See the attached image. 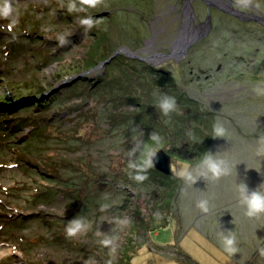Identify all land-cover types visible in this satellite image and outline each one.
Listing matches in <instances>:
<instances>
[{"label":"rangeland","instance_id":"374dc122","mask_svg":"<svg viewBox=\"0 0 264 264\" xmlns=\"http://www.w3.org/2000/svg\"><path fill=\"white\" fill-rule=\"evenodd\" d=\"M76 1L67 19L61 0H0L10 15L44 7L24 12L38 31L21 52L0 21V264H264V212L246 215L264 194V0ZM19 101L38 104L2 111ZM160 151L169 179L149 170Z\"/></svg>","mask_w":264,"mask_h":264},{"label":"trees","instance_id":"16d2710c","mask_svg":"<svg viewBox=\"0 0 264 264\" xmlns=\"http://www.w3.org/2000/svg\"><path fill=\"white\" fill-rule=\"evenodd\" d=\"M113 1H117V0H113ZM121 0H118V2H120ZM129 1H131V2H136L137 0H129ZM61 2L63 3L62 5H63V9H62V16H64L65 18H67V19H69V18H73V17H82L83 16V14L82 13H80L81 11H82V8H80L79 6H78V4H76V1L75 0H61ZM40 8H44L42 5L40 6V5H37V4H33L31 7H29V9L28 10H26V11H21V14H22V16H20V17H23L24 16V12H25V14L27 15V16H29V14H30V12H33V11H40V12H44L43 10H41ZM46 10V9H45ZM59 13V12H58ZM57 13V14H58ZM31 15H32V13H31ZM110 16V15H109ZM24 18V17H23ZM98 23V22H97ZM39 24V23H38ZM38 24H37V26H38ZM95 24H96V22H95ZM93 26L94 25H92V28H93ZM100 29V28H99ZM99 29L97 30V28L95 29V30H93V31H91L90 33L91 34H93L92 36L95 38V39H101V38H104L103 37V35H102V32L101 31H99ZM90 36V35H89ZM91 36V38H93ZM94 39V44H93V46H95V44L99 41V40H95ZM102 40V39H101ZM85 67H87V66H85ZM139 71V70H138ZM141 72H143V74H144V81L146 80V78H148L150 75L149 74H151L150 72H151V70H149V68L147 67V68H145L143 71H141ZM149 73V74H148ZM24 85V86H23ZM7 86V85H6ZM36 85L34 84V85H32V86H30L29 85V83L28 82H20V84L19 85H17V87L16 88H18L19 87V89H16L15 91H17V90H22V89H24L23 91H25V92H29V94L31 93V92H36V91H40L39 93H38V95H40V94H42L43 93V89H39V90H33V88L35 87ZM21 87H23V88H21ZM13 91V88L12 89H10V88H7L6 87V89L3 87V90L2 91ZM1 91V90H0ZM151 91H154V88H152V90ZM17 93V92H16ZM19 93V92H18ZM8 92L7 93H4V94H1V96L0 97H2L3 99H5V98H7L8 97ZM31 95V94H30ZM25 101H19L18 103H16V105L15 106H13V107H11V109H6V110H2V111H8V112H12V111H16V110H18V109H20V108H22V107H24V106H30V107H34V106H36L37 104L36 103H24ZM184 103H186L185 101H184ZM42 104V103H41ZM175 105H178V104H172V107L170 108V115L172 114V113H175L176 112V108L174 107ZM42 106H43V104H42ZM190 107V106H189ZM141 110L140 109H138V110H134L133 111V115H134V117L136 116V113H139ZM184 117H185V123H184V127H183V130L186 128L187 130H188V126H189V123H190V126H191V128H190V130H189V133L190 134H193V132L195 133V132H197L196 130H195V128H192V124L194 123L193 121H191L193 118H201V120H202V118H204V117H196V113H194V114H186V116L185 115H183ZM188 120V121H187ZM200 120V121H201ZM199 121V122H200ZM153 123L152 124H154V125H157L154 121H152ZM151 124V125H152ZM187 130H185L186 132H187ZM153 131V130H152ZM152 131H151V133H152ZM183 132V131H182ZM181 132V133H182ZM151 137H148V139H150ZM211 139H212V141H213V138H212V136H211ZM209 140H210V138H207V139H205V141H202L200 144H199V147L200 148H204L205 149V145H206V143L207 142H209ZM202 145V146H201ZM205 151V150H204ZM202 153H203V150H202ZM218 165V168H220V170L223 168L224 169V167H223V163L222 162H220L219 164H217ZM220 165V166H219ZM150 171H152V173H154V174H156V175H159V177L162 175H164V174H162V173H160L159 171H157L156 169H155V167L154 166H151V168L149 169ZM138 173V172H137ZM141 173V172H140ZM140 173H139V175H140ZM132 176H133V174H132ZM164 178H170L169 176H163ZM47 195V194H46ZM53 195V193H51V194H49L48 196L49 197H52L53 199H50L48 202H46V204H50L51 203V201H54V196H52ZM48 196H46V198L48 197ZM48 197V198H49ZM71 197V196H70ZM44 199L45 197H42V196H40V199ZM42 201V200H41ZM45 201V200H44Z\"/></svg>","mask_w":264,"mask_h":264},{"label":"clouds","instance_id":"9594fccd","mask_svg":"<svg viewBox=\"0 0 264 264\" xmlns=\"http://www.w3.org/2000/svg\"><path fill=\"white\" fill-rule=\"evenodd\" d=\"M97 2H98V0H82V3L88 5L89 7H95ZM11 12H12V8L7 3L4 4V7H0V17L7 18L11 14ZM16 22L18 23V20ZM83 23L90 24V21L85 20V21H83ZM8 27H9V30H11L12 25L10 24ZM61 43H63L62 39H61ZM160 107L164 110L165 114H167L168 110L172 107V104L164 103ZM150 154L151 153H149V155ZM145 163L149 164V166H150L149 161L146 160ZM210 168H211V171L213 172L214 175L218 176L220 174V170L215 164L210 165ZM145 178L146 177H144V176L134 177V179H136L138 181H142ZM246 204H247V209H248L246 215H248V216H253L254 214L264 212V194H261L258 192H253L251 195H249L246 198ZM80 227H81V225L78 221H73L72 226L66 228L67 236L68 237L75 236L77 231H79ZM105 243H107V242H105ZM233 244H234V238L225 239L224 240V250L229 254L235 253L237 251V248L233 247ZM262 251H264V249H262Z\"/></svg>","mask_w":264,"mask_h":264},{"label":"flooded vegetation","instance_id":"af4514ba","mask_svg":"<svg viewBox=\"0 0 264 264\" xmlns=\"http://www.w3.org/2000/svg\"><path fill=\"white\" fill-rule=\"evenodd\" d=\"M193 2V1H192ZM220 2V1H219ZM200 4L202 5H207L205 2H204V0H201L200 1ZM213 4V3H212ZM234 4H236V3H234ZM190 9H191V12H190V14H192V15H190L191 16V19H192V24H191V26H190V29L191 28H195L196 26H200L201 24H203V23H200V24H196V23H194V17H195V13L193 12V9H192V3L190 2ZM174 6H175V4H174ZM246 6L247 7H250V8H252V5L251 4H247L246 3ZM206 8V10L208 11L209 10V8L207 7V6H205ZM218 7V6H217ZM186 9H187V6L185 5V6H183V8L181 7L180 8V11H178V12H180V16H179V18L180 19H174L173 18V21H171V23H170V26L172 25L173 27L175 26L174 25V23L175 22H177L178 23V25L175 27V31H176V35L177 36H179V34H182V35H184V33L188 30V28H187V26H185V22H184V19L183 18H185V16H184V12L186 11ZM217 10H219L220 11V9H218V8H216ZM183 10V11H182ZM237 12H241V10H237L236 8H234L233 9V15H232V17L233 18H236L237 16H234L235 14H237ZM244 13V12H243ZM226 14V13H225ZM228 14V13H227ZM247 15V14H246ZM196 18V17H195ZM206 18V17H205ZM207 19H208V21H210V24H211V22H212V19H211V17H210V15H207ZM246 20H250V19H246ZM189 21H191V20H189ZM190 35V32H189V34L187 35V37ZM183 40H181V41H177V42H182ZM177 46L179 47L180 46V43H177ZM176 46V47H177Z\"/></svg>","mask_w":264,"mask_h":264},{"label":"water","instance_id":"95a60500","mask_svg":"<svg viewBox=\"0 0 264 264\" xmlns=\"http://www.w3.org/2000/svg\"><path fill=\"white\" fill-rule=\"evenodd\" d=\"M162 159V160H161ZM156 170H158L159 172L165 174L169 172V167H168V163L170 162L169 160V156L166 155L165 152L160 151L158 152L152 160Z\"/></svg>","mask_w":264,"mask_h":264},{"label":"bare ground","instance_id":"6f19581e","mask_svg":"<svg viewBox=\"0 0 264 264\" xmlns=\"http://www.w3.org/2000/svg\"><path fill=\"white\" fill-rule=\"evenodd\" d=\"M76 1V0H75ZM237 6H238V4H237ZM239 7H243V5H241V4H239ZM246 7V6H245ZM251 9V8H250ZM211 10V9H210ZM241 16L242 15H244V16H246V13H243L242 11L241 12H238ZM243 13V14H242ZM98 14H99V12H98ZM218 14V13H217ZM99 16V15H98ZM241 18V17H240ZM252 20H253V18H252ZM92 22H93V20H92ZM251 24V23H250ZM235 27V26H234ZM255 27V26H254ZM129 46V45H128ZM122 55V54H121ZM121 57V56H120ZM114 58V57H113ZM124 58V57H123ZM127 60V59H126ZM125 61V60H124ZM155 62V61H154ZM158 62V61H157ZM108 64V63H107ZM225 65V64H224ZM234 66V65H233ZM217 67V66H216ZM162 68V67H161ZM208 73V72H207ZM88 78V77H87ZM90 79V78H89ZM95 83V82H94ZM97 85V84H96ZM92 126V125H91ZM103 185V184H102ZM152 229H155L154 227L152 228Z\"/></svg>","mask_w":264,"mask_h":264}]
</instances>
